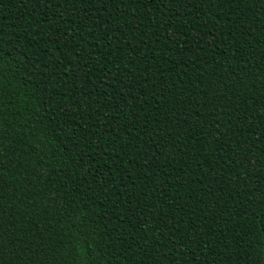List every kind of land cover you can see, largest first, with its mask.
Wrapping results in <instances>:
<instances>
[{
	"label": "trees",
	"instance_id": "obj_1",
	"mask_svg": "<svg viewBox=\"0 0 264 264\" xmlns=\"http://www.w3.org/2000/svg\"><path fill=\"white\" fill-rule=\"evenodd\" d=\"M0 264H264V0H0Z\"/></svg>",
	"mask_w": 264,
	"mask_h": 264
},
{
	"label": "snow or ice",
	"instance_id": "obj_2",
	"mask_svg": "<svg viewBox=\"0 0 264 264\" xmlns=\"http://www.w3.org/2000/svg\"><path fill=\"white\" fill-rule=\"evenodd\" d=\"M164 2V0H161V3H163ZM55 6H60L59 4L58 5H55Z\"/></svg>",
	"mask_w": 264,
	"mask_h": 264
}]
</instances>
